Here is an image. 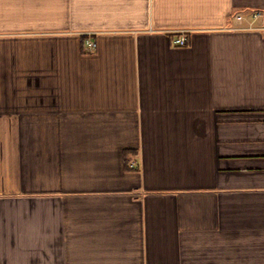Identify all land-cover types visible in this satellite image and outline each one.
Listing matches in <instances>:
<instances>
[{
    "label": "crops",
    "instance_id": "obj_1",
    "mask_svg": "<svg viewBox=\"0 0 264 264\" xmlns=\"http://www.w3.org/2000/svg\"><path fill=\"white\" fill-rule=\"evenodd\" d=\"M263 27L264 0H0V264H264Z\"/></svg>",
    "mask_w": 264,
    "mask_h": 264
},
{
    "label": "built area",
    "instance_id": "obj_2",
    "mask_svg": "<svg viewBox=\"0 0 264 264\" xmlns=\"http://www.w3.org/2000/svg\"><path fill=\"white\" fill-rule=\"evenodd\" d=\"M234 17H235L236 21L245 25L244 28L257 29L260 27L256 26L254 23H255V21H258L262 17V11L261 10H255L254 12H252L250 14V16H246L244 13H236L234 15ZM186 41H187V37L184 35L179 36L176 39V42L178 44H181V45L185 44ZM86 44H87V47H89V48H94L97 45L96 42L94 40H91V39L87 40Z\"/></svg>",
    "mask_w": 264,
    "mask_h": 264
},
{
    "label": "rangeland",
    "instance_id": "obj_3",
    "mask_svg": "<svg viewBox=\"0 0 264 264\" xmlns=\"http://www.w3.org/2000/svg\"><path fill=\"white\" fill-rule=\"evenodd\" d=\"M259 21H260V20H259ZM259 21H255V23H254V24H255V25H257V23H258Z\"/></svg>",
    "mask_w": 264,
    "mask_h": 264
}]
</instances>
